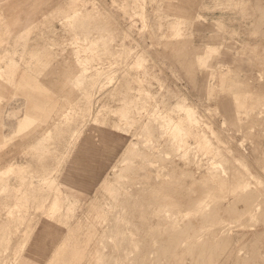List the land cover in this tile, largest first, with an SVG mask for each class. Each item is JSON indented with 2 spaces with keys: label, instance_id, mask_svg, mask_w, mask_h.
Here are the masks:
<instances>
[{
  "label": "rangeland",
  "instance_id": "rangeland-1",
  "mask_svg": "<svg viewBox=\"0 0 264 264\" xmlns=\"http://www.w3.org/2000/svg\"><path fill=\"white\" fill-rule=\"evenodd\" d=\"M263 133L264 0H0V264H264Z\"/></svg>",
  "mask_w": 264,
  "mask_h": 264
},
{
  "label": "bare ground",
  "instance_id": "bare-ground-1",
  "mask_svg": "<svg viewBox=\"0 0 264 264\" xmlns=\"http://www.w3.org/2000/svg\"><path fill=\"white\" fill-rule=\"evenodd\" d=\"M41 89V88H40ZM52 99V98H51ZM50 99V100H51ZM184 107V106H183ZM189 110V109H188ZM187 110V111H188ZM191 110L187 113H190ZM192 114V113H191ZM188 119V124L189 122L192 120L191 118V115H187ZM199 117V116H198ZM29 120V116L28 114H25V117L21 118V124H23L24 122H28ZM179 122V121H178ZM194 124V122H193ZM187 125V124H186ZM170 128V127H169ZM173 128V127H172ZM174 128H176L174 126ZM174 130V129H172ZM264 134V133H263ZM163 135V134H162ZM149 136V135H148ZM5 140V139H4ZM208 144V143H207ZM99 152V151H98ZM180 152V151H179ZM178 152V153H179ZM63 155H67L68 156V153L67 152H64ZM62 158V157H61ZM59 159V160H63V159ZM1 159V158H0ZM66 159V158H65ZM198 159V158H197ZM200 159V158H199ZM10 164H12L13 166L16 164V163H12V161H9ZM66 162V161H64ZM60 161H59V164H57V168H60L62 166H60ZM65 164V163H63ZM62 164V165H63ZM79 165V163H78ZM66 166V165H65ZM82 169V179H85V183L87 185H91L93 180L95 179L96 177V173L98 170L99 167H96V166H92L90 168V170L87 169V167H84L82 166L81 164L79 165ZM115 167V166H114ZM66 167H64L65 169ZM68 169H72V168H68ZM113 169V168H112ZM55 171V169L53 168L51 170V172ZM50 171L48 172L47 174V180L50 182V191L47 192L46 194H41L39 196H36L34 197V200L36 199H40V206L39 207H36V209L38 210H43L44 209V205L45 203L47 204V202L50 204V205H53L55 208H57L58 210H62L65 211V213H69L71 214L69 217H68V220L63 224L62 228L59 229V232H58V235H66L68 230H69V219H72L74 217V209L72 208V206H70L71 204V194L68 190V186L71 184V182L68 180V177H63L62 180L63 182H59L60 180L57 179V175L55 176L54 175V172L51 173ZM239 173V172H238ZM244 173V172H243ZM98 177V176H97ZM96 177V178H97ZM88 178V180H87ZM104 178V177H103ZM45 179V178H44ZM241 180V179H240ZM239 180V181H240ZM119 181V180H118ZM102 183V182H100ZM242 184V183H241ZM57 187V188H56ZM98 187V186H97ZM56 188V189H54ZM54 189V191L52 190ZM101 189V187H100ZM92 190V189H91ZM93 191V190H92ZM94 193V192H93ZM53 194V197H50L51 195ZM28 198V197H27ZM91 204V203H90ZM89 204V205H90ZM94 204V203H93ZM92 205V204H91ZM90 205V206H91ZM88 208V207H87ZM94 205L91 207L92 209V212L94 211ZM123 210V209H122ZM88 211V210H87ZM90 211V210H89ZM96 211V210H95ZM134 211V210H133ZM159 212V211H158ZM88 214V213H86ZM89 215V214H88ZM87 215V216H88ZM86 216V217H87ZM91 216H92V213H91ZM137 216V215H136ZM156 217V216H155ZM88 218V217H87ZM138 218V217H137ZM173 219V218H172ZM90 220V219H89ZM92 224V223H91ZM125 224V223H124ZM102 225V224H101ZM101 225H96V227L98 226L101 230L103 231L105 228L104 226L105 225H102V228H101ZM93 226H94V223H93ZM93 226L91 227L92 230L91 232H84L83 234H80L77 235V231H74L73 234L70 235V237L72 238L73 237V243L71 244V248L74 250L73 251V256L70 257V261L67 262L64 260L63 258V251L59 249L58 247V243L56 242V240H54V235L52 233V231L50 230H44V231H39V234L37 233V235L39 236L40 234L42 235L43 234V238H45L44 240V243L50 247L52 250H54V255H53V259L52 261H54V264H95V252L97 251L96 248L93 246V243H94V239H95V236L97 235V230L96 228L93 229ZM123 226V225H122ZM98 230V231H99ZM130 230V229H129ZM28 233H30L28 231ZM40 235V236H41ZM82 235V236H81ZM26 236H28V234H26ZM45 236V237H44ZM79 236V238H78ZM121 238V237H120ZM39 239V238H37ZM166 251V250H165ZM167 252V251H166ZM173 257V256H172ZM237 257V256H236ZM169 259V258H168ZM236 260V259H235ZM208 264V263H207Z\"/></svg>",
  "mask_w": 264,
  "mask_h": 264
},
{
  "label": "snow or ice",
  "instance_id": "snow-or-ice-1",
  "mask_svg": "<svg viewBox=\"0 0 264 264\" xmlns=\"http://www.w3.org/2000/svg\"><path fill=\"white\" fill-rule=\"evenodd\" d=\"M49 71L53 73H58L60 70L57 69L56 67H51L49 68ZM36 264H41V262L37 261ZM44 264H54V261L48 259L46 262H44Z\"/></svg>",
  "mask_w": 264,
  "mask_h": 264
}]
</instances>
